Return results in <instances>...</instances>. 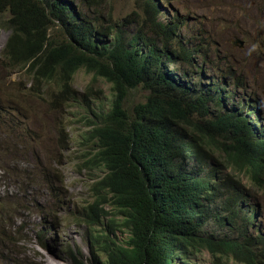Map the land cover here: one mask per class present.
<instances>
[{"label":"trees","instance_id":"trees-1","mask_svg":"<svg viewBox=\"0 0 264 264\" xmlns=\"http://www.w3.org/2000/svg\"><path fill=\"white\" fill-rule=\"evenodd\" d=\"M94 1L98 7L97 0H0V23L11 31L2 57L29 73L42 87L37 93L54 83L52 103L68 100L80 69L111 84L112 103L92 131L93 160L106 170L97 187L107 195L88 207L91 215L108 199L122 217L121 224L111 221L129 234L112 243L107 233L96 234L90 242L107 264H191L189 252L203 249L213 264H261L264 230L247 231L257 209L234 176L264 188V126L250 117L261 122L259 110L249 97L228 106L233 91L224 76H206L208 41L183 36L180 20L162 21L158 0H140L143 17L111 18L108 26L102 15L90 18ZM138 87L146 99L130 109ZM222 211L237 237L204 230L210 218L222 220Z\"/></svg>","mask_w":264,"mask_h":264},{"label":"rangeland","instance_id":"rangeland-1","mask_svg":"<svg viewBox=\"0 0 264 264\" xmlns=\"http://www.w3.org/2000/svg\"><path fill=\"white\" fill-rule=\"evenodd\" d=\"M84 1L79 0V5ZM97 1L98 7L95 1L90 7V18L102 15L101 25L108 26L111 18L123 21L131 14L144 16L140 0ZM158 2L162 21L180 20L183 36L196 44L201 39L208 41L206 76H224L223 85L233 91L228 106L249 97L262 120L258 122L256 115L251 114L253 123L258 128L264 126V0ZM1 23L0 264H48V256L52 264H107L105 253L92 245L90 237L107 233L108 243H112L127 239L129 234L120 227L122 217L108 199L99 203L91 215L88 207L98 194L107 195L106 190L97 187L106 170L93 160L98 145L92 131L99 123V113L107 111L112 103L111 84L80 69L73 78L72 97L52 103L58 85L46 84L37 93L41 86L34 85L25 69L5 63L2 53L11 31ZM237 39L244 45L235 46ZM197 60L202 62L203 56ZM169 67L176 71L178 66L170 63ZM217 67L222 71H217ZM235 82L239 85L235 86ZM146 95L142 87L133 89L127 105L131 109L145 101ZM234 176L242 180L249 202L257 209L255 225L247 226L253 235L257 227L264 230V188L254 185L245 174ZM220 215L222 220L210 218L204 230L237 237L238 231L224 220L227 212ZM238 222L246 226L244 221ZM4 236H12L13 241L5 242ZM94 253L98 263H94ZM189 260L191 264H213L206 249L190 251ZM229 264H233L231 260Z\"/></svg>","mask_w":264,"mask_h":264},{"label":"water","instance_id":"water-1","mask_svg":"<svg viewBox=\"0 0 264 264\" xmlns=\"http://www.w3.org/2000/svg\"><path fill=\"white\" fill-rule=\"evenodd\" d=\"M237 43H240L241 46L244 45V42L241 41L240 39H237L236 41L233 42V44H234L235 46H237Z\"/></svg>","mask_w":264,"mask_h":264},{"label":"bare ground","instance_id":"bare-ground-1","mask_svg":"<svg viewBox=\"0 0 264 264\" xmlns=\"http://www.w3.org/2000/svg\"><path fill=\"white\" fill-rule=\"evenodd\" d=\"M53 257V256H52ZM55 258V257H54ZM48 264H52V259L48 256V258H45ZM55 260V259H54ZM54 263V262H53ZM57 263V262H56ZM55 264V263H54ZM58 264V263H57Z\"/></svg>","mask_w":264,"mask_h":264}]
</instances>
